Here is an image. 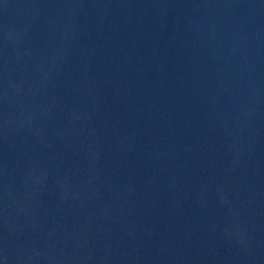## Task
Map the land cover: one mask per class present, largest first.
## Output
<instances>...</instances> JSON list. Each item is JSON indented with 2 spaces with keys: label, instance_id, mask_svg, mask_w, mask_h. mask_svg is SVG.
I'll use <instances>...</instances> for the list:
<instances>
[{
  "label": "water",
  "instance_id": "obj_1",
  "mask_svg": "<svg viewBox=\"0 0 264 264\" xmlns=\"http://www.w3.org/2000/svg\"><path fill=\"white\" fill-rule=\"evenodd\" d=\"M0 264H264V0H0Z\"/></svg>",
  "mask_w": 264,
  "mask_h": 264
}]
</instances>
